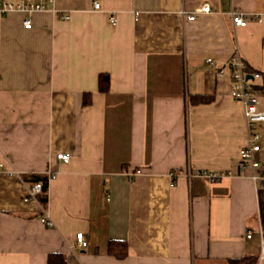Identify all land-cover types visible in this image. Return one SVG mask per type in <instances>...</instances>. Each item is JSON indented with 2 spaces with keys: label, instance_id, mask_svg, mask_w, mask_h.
I'll return each instance as SVG.
<instances>
[{
  "label": "crops",
  "instance_id": "obj_1",
  "mask_svg": "<svg viewBox=\"0 0 264 264\" xmlns=\"http://www.w3.org/2000/svg\"><path fill=\"white\" fill-rule=\"evenodd\" d=\"M233 8L264 18V0H54L0 14V264L259 262L260 185L239 170L246 121L226 64L238 48L264 74V19L236 28ZM52 174L47 205L27 201L26 178ZM111 241L127 243L124 260Z\"/></svg>",
  "mask_w": 264,
  "mask_h": 264
},
{
  "label": "built area",
  "instance_id": "obj_2",
  "mask_svg": "<svg viewBox=\"0 0 264 264\" xmlns=\"http://www.w3.org/2000/svg\"><path fill=\"white\" fill-rule=\"evenodd\" d=\"M231 1V0H228ZM54 0H38L37 3H30L25 0H21L18 3H13L7 0H0V14L7 15L15 12L21 13H34V12H42L46 10H51L53 7ZM94 9L99 10L100 4L94 3ZM211 13V7L209 5H204L200 9L196 11V14L208 15ZM196 14L189 16V21H194L197 19ZM229 15L232 20L234 27L236 28H244L248 25L249 21L262 22L263 15L261 14H246L243 12H239L234 8L230 10ZM64 20L66 18H63ZM110 22L113 26L117 25V21L114 17L110 18ZM32 20L26 19L24 21V28L31 29ZM212 60H208V63H212ZM242 58L239 53L238 48L234 49L232 58L226 64V69L230 72L231 81H232V89H231V97L239 102L243 107V116L246 127L247 141L246 146L241 154L240 166L239 170L241 174H244L246 171L251 172V178L255 182H257L260 186L264 185V174L262 172L261 162L257 159L258 153L261 152L260 145V135L257 133V126L259 124H264V111L259 110V99L256 95L257 92L253 90V87L250 84V79H258L260 78L259 73L250 72L249 66ZM57 160L62 161L64 163L70 162V156L68 154H58ZM138 173V172H136ZM170 176L174 177L173 174ZM205 177L210 179L211 182H216L220 180L222 177L227 176L224 173H205ZM48 183L50 179L54 178L53 174L48 175ZM44 185L42 182H36L33 184H29L26 200H35L39 202V196L43 193ZM42 223L48 227L52 228L54 225L50 220L47 212L43 211V215L41 217ZM262 236V232L260 231ZM252 235L249 233L247 235L248 239H251ZM263 240V239H262ZM76 245L80 249H86L88 247V242L85 240L84 234L79 233L76 235ZM258 264H264V240L261 244L260 256Z\"/></svg>",
  "mask_w": 264,
  "mask_h": 264
},
{
  "label": "trees",
  "instance_id": "obj_3",
  "mask_svg": "<svg viewBox=\"0 0 264 264\" xmlns=\"http://www.w3.org/2000/svg\"><path fill=\"white\" fill-rule=\"evenodd\" d=\"M250 72L252 70L249 68ZM261 81L253 82L252 87L255 92L261 97H264V74H260ZM98 91L100 93H107L110 89V78L109 75L101 74L98 77ZM84 106H89L92 101V95L89 93L84 94L83 98ZM213 101V96L210 95H196L190 96V103L192 105L209 104ZM262 172L264 174V165L262 166ZM28 183L42 182L44 185L43 193L39 196V201L43 206L48 203V178L47 176H31L26 178ZM258 204H259V215H260V225L262 232V239L264 240V185L259 186L258 190ZM108 253L119 260H124L127 256V243L125 241H111L108 247ZM229 264H257L258 257H244L241 259H230ZM47 264H67L66 260L62 255L51 254L48 256Z\"/></svg>",
  "mask_w": 264,
  "mask_h": 264
},
{
  "label": "rangeland",
  "instance_id": "obj_4",
  "mask_svg": "<svg viewBox=\"0 0 264 264\" xmlns=\"http://www.w3.org/2000/svg\"><path fill=\"white\" fill-rule=\"evenodd\" d=\"M261 104L264 106V99H262L261 100ZM259 134H260V136H264V128H262L260 131H259ZM262 143V142H261ZM260 143V144H261ZM262 147H264L263 145H262ZM259 161L261 162V166H263L264 165V148H263V152L261 153V155L259 156Z\"/></svg>",
  "mask_w": 264,
  "mask_h": 264
},
{
  "label": "water",
  "instance_id": "obj_5",
  "mask_svg": "<svg viewBox=\"0 0 264 264\" xmlns=\"http://www.w3.org/2000/svg\"><path fill=\"white\" fill-rule=\"evenodd\" d=\"M248 79H252V78H248Z\"/></svg>",
  "mask_w": 264,
  "mask_h": 264
}]
</instances>
